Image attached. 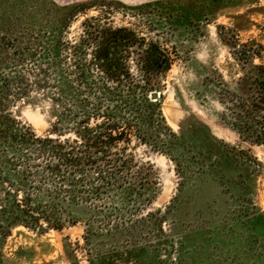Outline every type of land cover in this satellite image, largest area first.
I'll list each match as a JSON object with an SVG mask.
<instances>
[{"label": "trees", "instance_id": "16d2710c", "mask_svg": "<svg viewBox=\"0 0 264 264\" xmlns=\"http://www.w3.org/2000/svg\"><path fill=\"white\" fill-rule=\"evenodd\" d=\"M32 2L36 8L0 12V247L20 226L44 234L79 222L87 244L100 232L133 238L136 222H118L125 214H157L158 222L165 217L161 208L149 211L160 177L137 150L168 154L171 147L161 98L151 94L164 88L173 58L165 45L115 25L107 14L87 16L96 0ZM236 60L237 86L226 85L216 96L222 118L240 139L261 145L264 44H243ZM39 101L47 103L43 133L20 113ZM98 217L114 223L96 226ZM158 222L153 230L161 234ZM109 258H88L87 264Z\"/></svg>", "mask_w": 264, "mask_h": 264}, {"label": "rangeland", "instance_id": "374dc122", "mask_svg": "<svg viewBox=\"0 0 264 264\" xmlns=\"http://www.w3.org/2000/svg\"><path fill=\"white\" fill-rule=\"evenodd\" d=\"M96 1L87 16L107 14L115 25L130 26L165 45L173 58L158 91L171 147L168 154L137 150L160 177L149 211L161 208L165 217L158 222L157 214H125L118 222H136L133 238L116 240L100 232L88 244L83 222L44 234L20 226L0 247V264H87L96 256H110L104 264H264V144L240 139L223 121L216 97L226 85L237 86L242 45L264 44V0ZM16 5L37 7L32 0L24 5L0 0V12L15 11ZM83 18L74 22L71 37ZM46 104L21 107V118L38 133L49 128ZM156 222L161 234L153 230ZM113 223L94 220L100 227ZM138 250L142 261L135 259Z\"/></svg>", "mask_w": 264, "mask_h": 264}, {"label": "water", "instance_id": "95a60500", "mask_svg": "<svg viewBox=\"0 0 264 264\" xmlns=\"http://www.w3.org/2000/svg\"><path fill=\"white\" fill-rule=\"evenodd\" d=\"M159 92L158 91H154L152 94H151V97L154 98V99H157L159 98Z\"/></svg>", "mask_w": 264, "mask_h": 264}]
</instances>
